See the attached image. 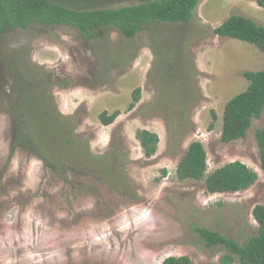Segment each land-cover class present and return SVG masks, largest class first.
<instances>
[{
  "label": "rangeland",
  "instance_id": "374dc122",
  "mask_svg": "<svg viewBox=\"0 0 264 264\" xmlns=\"http://www.w3.org/2000/svg\"><path fill=\"white\" fill-rule=\"evenodd\" d=\"M51 1L76 10H105L153 0ZM232 15L264 26L257 0H201L189 23L146 27L132 40L110 29L91 43L66 26L4 35L0 264H163L170 257L221 264L224 250L206 247L195 227L240 244L258 234L253 210L264 206V172L255 132L264 127V112L247 138L224 143L222 134L226 104L248 88L244 73L264 70V53L250 43L213 36ZM159 46L176 51L182 61L192 59L198 98L174 107L153 103L151 71ZM17 72L37 78L30 83L34 91L52 94L60 120H78V138L90 143L93 155L115 152L107 162L111 173L94 177L65 166L66 173L58 174L39 152L17 144L10 103L16 90L26 96L30 89L13 75ZM139 88L141 101L130 112ZM43 106L50 108V101ZM117 111L121 115L113 125H102V113ZM139 130L159 136L151 159L136 139ZM195 141L207 152L208 174L240 161L258 174L256 184L245 192L208 194L204 182L179 181V162Z\"/></svg>",
  "mask_w": 264,
  "mask_h": 264
},
{
  "label": "trees",
  "instance_id": "16d2710c",
  "mask_svg": "<svg viewBox=\"0 0 264 264\" xmlns=\"http://www.w3.org/2000/svg\"><path fill=\"white\" fill-rule=\"evenodd\" d=\"M200 4L201 0H153L118 9L76 10L51 0H0V43L9 31L64 26L74 28L91 43H98L101 32L110 29L132 40L146 27L189 23L194 19ZM257 4L264 9V0H257ZM213 36L247 42L264 53V26L253 19L232 15L213 31ZM158 48L161 53L151 71V80L156 86L153 103L174 107L181 102L198 98L192 59L189 57L182 61L176 51L163 46ZM17 73L13 75L18 80L24 78L21 81L29 88L32 79L37 80L35 76ZM244 77L249 81L248 88L225 106L222 134L224 143L247 138L253 121L263 119L264 70L246 72ZM33 91L34 89H28L25 96L24 91L16 90V98L10 103L15 129L19 132L17 144L39 152L58 174H65L68 167L94 177L108 173L107 162L113 158L115 152L111 151L109 155H93L90 152V143H82L84 141L78 138H82L80 134L77 135L78 127L74 124L78 120H60L57 109L53 108L52 94L47 95L41 90ZM141 94L140 88L133 92L128 111L135 109L141 101ZM49 101L51 107L45 108L43 105ZM181 112L183 115L187 113L185 108ZM120 115L118 111L112 115L104 112L99 118L102 125L108 127ZM216 118L214 114V119ZM136 139L147 159L157 154L160 140L156 133L139 130ZM255 139L264 172V127L256 130ZM177 178L179 181L204 182L208 194H225L250 190L258 181V174L240 161L229 163L208 174L207 152L200 141H195L179 162ZM253 217L259 225L258 234L244 244L205 227H195L194 231L206 247H221L224 250L221 264H264V206H256ZM163 264H192V260L189 257H170Z\"/></svg>",
  "mask_w": 264,
  "mask_h": 264
}]
</instances>
